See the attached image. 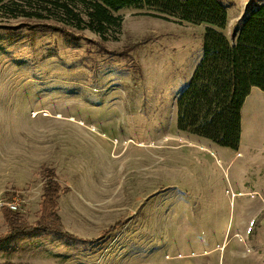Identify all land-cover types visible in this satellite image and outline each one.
I'll use <instances>...</instances> for the list:
<instances>
[{"label": "rangeland", "instance_id": "374dc122", "mask_svg": "<svg viewBox=\"0 0 264 264\" xmlns=\"http://www.w3.org/2000/svg\"><path fill=\"white\" fill-rule=\"evenodd\" d=\"M263 1L218 0L221 32L233 40ZM60 3L87 19L76 0L0 4V202L18 200L13 213L34 225L46 166L59 194L44 223L71 237H7L0 264H264V206L250 190L264 182V92L243 103L236 150L179 130L205 24L130 6L101 36Z\"/></svg>", "mask_w": 264, "mask_h": 264}, {"label": "trees", "instance_id": "16d2710c", "mask_svg": "<svg viewBox=\"0 0 264 264\" xmlns=\"http://www.w3.org/2000/svg\"><path fill=\"white\" fill-rule=\"evenodd\" d=\"M76 1L83 4L86 20L73 14L67 3L58 6L71 13L77 24H84L101 36L108 28L121 24L122 17L112 14V11L130 6L152 8L158 12L154 16L165 20L172 18L180 22L205 24L201 58L176 100V126L179 130L203 137L219 146L237 149L243 103L253 87L264 92V1L248 13L234 33L233 40L221 32L227 23V13L218 0ZM40 26L65 33L57 25ZM55 175L46 166L39 170V176L45 182L41 201L44 212L34 225L24 223L8 207L1 206L2 216L9 228L5 234L0 235V240L29 233L35 228L62 232L71 237L59 227L44 223L48 215L57 218L55 208L59 187Z\"/></svg>", "mask_w": 264, "mask_h": 264}, {"label": "crops", "instance_id": "0c3cea01", "mask_svg": "<svg viewBox=\"0 0 264 264\" xmlns=\"http://www.w3.org/2000/svg\"><path fill=\"white\" fill-rule=\"evenodd\" d=\"M250 190L253 193H257V195H255L254 203L260 208L259 211H261L262 205L264 206V182H259V184H256L255 187ZM259 222L264 225V211L261 215H259Z\"/></svg>", "mask_w": 264, "mask_h": 264}, {"label": "built area", "instance_id": "2783aa9c", "mask_svg": "<svg viewBox=\"0 0 264 264\" xmlns=\"http://www.w3.org/2000/svg\"><path fill=\"white\" fill-rule=\"evenodd\" d=\"M19 203H18V200H12V201H3V202H0V206H6L8 207L11 211H15L17 210V207H18Z\"/></svg>", "mask_w": 264, "mask_h": 264}]
</instances>
